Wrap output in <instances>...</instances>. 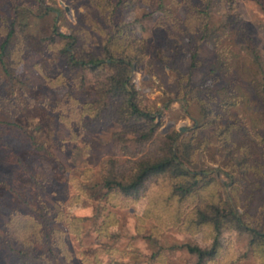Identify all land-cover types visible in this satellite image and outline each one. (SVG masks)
I'll list each match as a JSON object with an SVG mask.
<instances>
[{
	"label": "rangeland",
	"instance_id": "obj_1",
	"mask_svg": "<svg viewBox=\"0 0 264 264\" xmlns=\"http://www.w3.org/2000/svg\"><path fill=\"white\" fill-rule=\"evenodd\" d=\"M212 1L215 18L228 16L232 22L233 42H247L264 60V0ZM155 2L0 0V42L3 24L14 9L31 12L12 42L13 80L0 75V123L17 125L11 131L0 128V264H194L183 246L211 248L215 238L214 264H262V255L248 246L247 234L222 229L216 236L211 227L192 222L195 208L229 200L245 226L264 233V140L254 139L257 148L236 165L217 152L207 127L195 128L196 107L190 104L186 112L180 101L182 75L189 65L188 50L195 49L197 68L190 82L198 84L212 62V49L207 43L187 44L181 37L174 45L169 36L202 0H167L170 8L162 12ZM46 7L49 11L40 15ZM107 22L128 31L127 37L136 40L134 51L143 47L130 78L142 105L155 111L158 124L153 141L143 147L127 136L126 151L113 140L119 126L109 118L66 124L62 113L68 96L76 95L80 103L90 100L107 70L99 66L94 72L70 73L44 42L53 28L74 32L80 44L97 54L102 33L110 29ZM59 74L63 80L45 82V77ZM176 76L181 78L176 81ZM18 128L43 150L30 148ZM171 133L196 145L191 160L203 175L196 177L193 193L184 199L172 196L171 181L162 177L151 179L131 201L98 191L106 160L129 169L152 155ZM104 245L116 252H104Z\"/></svg>",
	"mask_w": 264,
	"mask_h": 264
},
{
	"label": "trees",
	"instance_id": "obj_2",
	"mask_svg": "<svg viewBox=\"0 0 264 264\" xmlns=\"http://www.w3.org/2000/svg\"><path fill=\"white\" fill-rule=\"evenodd\" d=\"M154 1L157 11L170 8L167 0ZM225 1L230 3L232 0ZM48 11L47 7L41 9L40 15ZM30 15L28 10L14 9L3 24L0 75L7 80H13L9 72L12 42L16 34L27 26ZM107 23L110 29L102 33L101 49L97 54L80 44L74 32L66 34L53 28L44 42L47 51L62 60L70 73L84 70L94 72L99 66L107 70L104 80L96 83L90 100L80 103L75 99L76 95L68 96L62 106V113L67 119L66 124L70 121L80 123L83 118L90 122L109 118L119 126L112 135L113 140L121 151H126L127 136H134L136 145L143 147L153 141L158 124L155 111L142 105L130 78L131 71L138 65L143 47L138 52L134 51L136 40L127 37L128 31L121 30L117 24ZM179 25L169 36L175 41L174 45L182 40L187 44L191 41L207 43L213 53L205 75L198 84H194L190 82V77L197 68L198 53L195 49L188 50L189 65L184 68L185 74L182 75L185 76L180 100L183 108L187 112L189 105H194L198 112V117H193L195 128L207 127L214 135L217 152L236 165H242L248 160L253 147L257 148L254 139L260 142L264 140V60L259 51L247 42H233L230 31L232 22L228 16L215 18L212 0H202L200 6L188 10ZM161 26L166 27L165 24ZM174 52L178 54L179 48L174 46ZM180 78L176 76L175 80ZM44 79L46 83L55 84L63 80V76L59 74ZM83 82L81 76L80 83ZM16 126L11 122L0 123L2 130L11 131ZM18 129L30 140V148L34 151L43 150L42 144L35 143L28 132ZM195 146L190 139L178 140L177 134L171 133L164 136L152 155L141 157L129 169L124 170L118 161L108 159L103 164L97 189L104 194L113 193L124 201H131L144 191L151 179L162 177L171 181V195L184 199L197 189L196 177L203 175L201 171L195 170L196 166L191 160ZM192 222L211 227L216 236L222 229L247 234L248 246L262 255L264 264V233L245 226L229 200L195 208ZM216 244L215 238L211 248L190 245H184L183 248L195 258L194 264H214ZM101 247L108 254L110 251L116 252L105 245ZM16 254L21 253L18 251Z\"/></svg>",
	"mask_w": 264,
	"mask_h": 264
}]
</instances>
